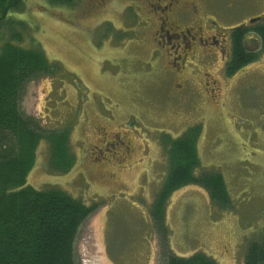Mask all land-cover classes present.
<instances>
[{
	"label": "rangeland",
	"instance_id": "1",
	"mask_svg": "<svg viewBox=\"0 0 264 264\" xmlns=\"http://www.w3.org/2000/svg\"><path fill=\"white\" fill-rule=\"evenodd\" d=\"M215 3L212 17L227 30L264 13V0ZM13 14L61 68L27 84L21 109L43 129L70 127L76 157L69 171H52L40 140L28 183L102 201L78 232L80 264L162 263L149 214L167 167L159 137L194 123L202 125L201 162L223 173L233 208L218 209L198 185L173 190L171 248L244 264L246 241L264 227V51L232 75L224 70L227 50H200L181 63L170 48H156L155 19L139 0H25Z\"/></svg>",
	"mask_w": 264,
	"mask_h": 264
},
{
	"label": "trees",
	"instance_id": "2",
	"mask_svg": "<svg viewBox=\"0 0 264 264\" xmlns=\"http://www.w3.org/2000/svg\"><path fill=\"white\" fill-rule=\"evenodd\" d=\"M24 6L25 0H0V264H80L75 248L78 232L102 201L86 203L58 185L38 189L28 183L40 140L48 143L52 171H69L76 157L69 145L70 127L43 129L21 109L22 96L31 80L61 71L36 43L31 25L13 17ZM250 29L259 38L254 50L244 43V29L232 33L231 57L224 68L229 75L264 51V20ZM26 39L31 44H24ZM201 131V123H194L177 136L164 132L159 137L167 167L149 214L160 237L161 264H219L204 251L178 255L169 241L167 201L173 190L198 185L206 189L218 209L233 208L223 173L201 162ZM244 264H264V227L246 241Z\"/></svg>",
	"mask_w": 264,
	"mask_h": 264
},
{
	"label": "flooded vegetation",
	"instance_id": "3",
	"mask_svg": "<svg viewBox=\"0 0 264 264\" xmlns=\"http://www.w3.org/2000/svg\"><path fill=\"white\" fill-rule=\"evenodd\" d=\"M145 3L146 12L155 19L154 43L156 48L171 49L174 59L179 58L183 63L196 55L200 50L214 52L218 50L224 54L225 63L231 57L232 33L238 28L246 31L245 40L248 38L258 45V36L250 29L257 21L264 20V13L253 22H246L227 30L218 25L212 16H218L215 0H139ZM233 0H230V3ZM228 3V6L229 4ZM134 7L133 5H127ZM127 8V7H126ZM125 10V9H124ZM135 13L138 15L137 10ZM149 17V18H150ZM147 25V22H144ZM248 34H251L249 37ZM213 47V48H212ZM248 49L253 47L246 44ZM183 52V53H182ZM189 54V55H188ZM210 54H208L209 56ZM200 58V56L195 57ZM204 58V57H202ZM189 62V61H188Z\"/></svg>",
	"mask_w": 264,
	"mask_h": 264
},
{
	"label": "water",
	"instance_id": "4",
	"mask_svg": "<svg viewBox=\"0 0 264 264\" xmlns=\"http://www.w3.org/2000/svg\"><path fill=\"white\" fill-rule=\"evenodd\" d=\"M254 20H256V18H255V19H251L250 21H252V22H253Z\"/></svg>",
	"mask_w": 264,
	"mask_h": 264
}]
</instances>
